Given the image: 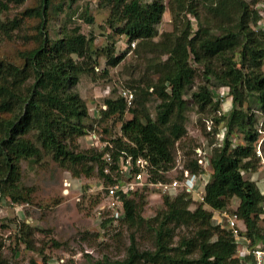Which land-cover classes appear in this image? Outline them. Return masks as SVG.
<instances>
[{
  "label": "trees",
  "instance_id": "obj_1",
  "mask_svg": "<svg viewBox=\"0 0 264 264\" xmlns=\"http://www.w3.org/2000/svg\"><path fill=\"white\" fill-rule=\"evenodd\" d=\"M63 1L40 0L39 5L25 9L21 18L0 22L1 44L15 39L25 19L39 21L30 38H25L31 46L19 53V61L0 59L1 195L13 203L30 202L24 192L27 188L23 183V164L39 163L48 157L75 179L84 176L83 180L89 181L94 177V184L83 182V195L87 187L103 178L112 181L104 173L103 156L109 147L103 152L94 148L80 150L79 139L93 130L92 120H123L119 137L110 140L114 145L113 156L126 151L146 158L152 165L151 180L167 183L166 175L175 166L176 147L188 135L186 95L202 76V82L191 92L193 103L201 114H209L205 118L214 117L218 124L227 121L224 145L214 149L210 158L214 172L204 187V202L184 190L173 196L164 194L165 209L147 220L142 212L149 187L125 196L123 222L131 229L147 232L153 248L142 249L136 234H132L123 260L88 257V261L90 264H254L253 256L239 255L231 230L214 222V214L228 210L237 199L234 213L239 218L241 234L251 240V248L264 245V194L257 184L261 179L257 145L262 136L255 127L256 115L238 108L255 96L264 118L261 0H167L168 4L166 0H100V5L111 7L109 24L115 34L126 36L129 43L138 42L137 52L151 55L147 58V70L157 75V80L143 78L138 85L131 86L135 101L130 109L119 96L107 98L108 108L98 107L97 119L91 116L87 100L76 87L84 75L93 81L108 78L110 68L120 65L124 57L116 56L113 46L116 41L100 53L94 36L88 38L80 26L65 27L53 38L50 16L63 8ZM24 2L0 0V14L9 10L10 3ZM57 2L59 6H55ZM167 9L172 16L173 31L160 35L158 27ZM203 13H206L205 22ZM191 17L199 24L196 30ZM85 22L93 24L94 18L89 16ZM100 57L106 59L107 66L98 74ZM223 87L230 91L233 108L228 115L218 116L215 112L222 104L215 99L216 91ZM153 98L157 101L156 117L148 107ZM126 116L129 118L124 121ZM186 166L193 174L199 173L195 159L188 160ZM247 173H253L251 180L245 178ZM90 197L96 210L102 193H92ZM31 230L30 225L22 224L21 231L23 234L29 231L28 238L33 235ZM22 239L29 249L43 256L41 264H50L51 256L45 255V248L38 250L32 240ZM4 247L0 236V264H9L3 256ZM29 264L39 262L31 259ZM64 264L75 263L70 260Z\"/></svg>",
  "mask_w": 264,
  "mask_h": 264
},
{
  "label": "rangeland",
  "instance_id": "obj_2",
  "mask_svg": "<svg viewBox=\"0 0 264 264\" xmlns=\"http://www.w3.org/2000/svg\"><path fill=\"white\" fill-rule=\"evenodd\" d=\"M246 1L252 2L253 0ZM39 2L40 0H25L22 5L10 3L9 10L0 14V22L6 23L9 19L21 18L25 9L39 5ZM260 2L259 7L263 8L264 0ZM99 3L100 0H75L73 3L71 0H64L63 8L58 12L53 11L50 16V30L53 38L57 37L65 27L68 29L80 26L82 33L88 38L94 36L96 39L95 47L100 53L107 46H112L113 41H116V45H113L115 54L124 57L120 65L110 68L108 78L93 81L91 77L84 75L76 87L77 91L87 100L91 116L95 119L99 116L98 107L100 108L107 98H118L121 88L133 91L131 86L138 85L143 78L149 77L152 80H157V75H153L152 71L147 70V58L151 55L137 52L138 42L132 46L133 43H129L126 36L115 34L114 29L109 24L111 7H105ZM166 3L168 4L167 0ZM55 6H59L58 2ZM203 14V22H205L206 13ZM89 16L94 18L93 24L85 22ZM191 20L194 22L193 26L196 30L199 24L194 17H191ZM38 22L37 19H25L21 30L15 33V35L17 34L15 39L0 44V59L19 61V53L31 46V43L25 38H30L29 35L34 33V28ZM158 29L160 35L164 32L173 31L172 16L169 9H167ZM159 40L160 36L155 39L156 42ZM164 58L166 59V57ZM99 60V68L102 71L107 66V62L104 57H100ZM101 71L97 73L101 74ZM201 82L202 76H199L196 80V87L190 89L186 95L189 102V110L186 113L188 135L176 147L174 168L179 161L185 163L194 159V149L206 138L203 127L205 116L209 114H201L191 97V92L196 90ZM156 102L153 98L148 104L153 117H156ZM232 108L233 101L229 99L222 104L220 112L228 115ZM238 108L246 113L249 112V114L254 113L257 119L255 127L258 130H264L262 128L264 118L255 96L251 97L243 107L238 106ZM128 118L126 116L124 121ZM222 121L220 124L226 132L227 121ZM122 122L123 120L118 119H111L107 122L92 120L93 129L97 134L103 133L104 141L119 137ZM90 138V135H86L79 139L80 150L93 149ZM208 139L210 140V138ZM262 154L263 158L258 170L261 173V179L264 178V143ZM95 173L96 176L98 166H96ZM69 175L72 174L67 169L56 165L50 157L39 163L23 164V183L27 188L24 192L27 193L31 201L13 203L5 198L0 204V236L3 237L5 243L3 256L9 264H29L31 259H36L39 264L43 261V256L29 249L23 241V237L32 240L38 250L45 248V255L51 256L49 262L64 258L67 262L71 260L75 264H90L88 257H92L94 260H101L104 257H109L112 260H123L126 257L127 248L131 244L132 234H136L142 249L153 248L150 235L147 232L131 229L125 222H121L117 229L102 234L97 212L93 209V201L90 199L92 193L89 191V187L85 190L84 195L83 189L80 190L85 182L94 184L96 182L94 177L89 181L83 180L84 176H81V179L72 178L71 181H66L69 180ZM166 176L168 182H172L181 176L180 169L170 171ZM145 194L148 198L142 214L145 219L149 220L165 209L164 192L160 188H149ZM237 205L238 200L234 199L228 211L234 213ZM214 222L217 223L215 219ZM24 223L32 228L33 235L30 238L27 235L29 231L27 234H23L21 231ZM56 244H60V247H56Z\"/></svg>",
  "mask_w": 264,
  "mask_h": 264
},
{
  "label": "built area",
  "instance_id": "obj_3",
  "mask_svg": "<svg viewBox=\"0 0 264 264\" xmlns=\"http://www.w3.org/2000/svg\"><path fill=\"white\" fill-rule=\"evenodd\" d=\"M133 42L132 46H135ZM97 72L101 69L98 67ZM119 97H121L127 104L128 109L134 105L135 93L126 88H121L119 91ZM216 101L221 104L227 100H231L232 96L228 88H219L216 91ZM103 110H107V105L103 103L101 105ZM218 116H223L220 110L215 112ZM205 139L194 149V159L199 166V173L193 174L186 166V162L179 161L173 170L180 169L181 176L174 179L172 182L162 183L154 182L151 180V162L143 157H135L126 151H119L118 156H113L114 145L111 141L103 140V133L97 134L96 131L90 130L87 135L91 136L92 147L101 152L109 147L110 150L105 151L103 161L105 164L104 173L110 177L112 181H108L103 178L101 181L89 187L91 193H102V201L97 206L96 212L99 220V228L102 234H106L107 231L117 229L121 222H123L126 216V208L124 204L125 196L136 192L144 187L160 188L164 194L170 196L176 195L180 190H184L188 194L194 195L201 202H204V189L201 186L206 185L209 177L213 174L214 169L212 167L210 158L216 148H221L224 145L227 132L222 129L221 124H218L214 117H207L204 119ZM263 135L257 145V155L261 159L262 145L264 142V131L260 130ZM210 138V140L208 139ZM172 170V171H173ZM71 181L72 175L68 176ZM247 180L253 178V173L245 174ZM264 194V178L260 179L257 183ZM71 186V184H69ZM82 185V183H81ZM79 188V186H78ZM83 189V185L80 190ZM4 197L0 193V204L4 201ZM224 224L232 232L233 237L238 244V253L241 257L253 256L254 264H264V245H258L256 248H251V240L241 234V228L239 226V218L235 213H230L228 210L219 212V223ZM50 264H64L66 260L64 258L56 259L49 262Z\"/></svg>",
  "mask_w": 264,
  "mask_h": 264
},
{
  "label": "crops",
  "instance_id": "obj_4",
  "mask_svg": "<svg viewBox=\"0 0 264 264\" xmlns=\"http://www.w3.org/2000/svg\"><path fill=\"white\" fill-rule=\"evenodd\" d=\"M201 188L204 189V186H201ZM260 188V187H259ZM261 190V189H260ZM214 219L217 221V223H219V212H215L214 214Z\"/></svg>",
  "mask_w": 264,
  "mask_h": 264
}]
</instances>
